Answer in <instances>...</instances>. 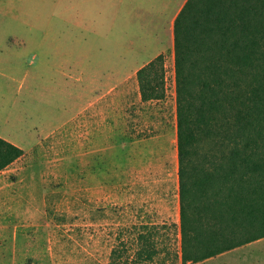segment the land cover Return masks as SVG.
Returning a JSON list of instances; mask_svg holds the SVG:
<instances>
[{
    "label": "rangeland",
    "instance_id": "obj_1",
    "mask_svg": "<svg viewBox=\"0 0 264 264\" xmlns=\"http://www.w3.org/2000/svg\"><path fill=\"white\" fill-rule=\"evenodd\" d=\"M163 1L0 0V135L24 151L0 172V264H180L173 47L164 99L136 77ZM189 264H264V238Z\"/></svg>",
    "mask_w": 264,
    "mask_h": 264
},
{
    "label": "trees",
    "instance_id": "obj_2",
    "mask_svg": "<svg viewBox=\"0 0 264 264\" xmlns=\"http://www.w3.org/2000/svg\"><path fill=\"white\" fill-rule=\"evenodd\" d=\"M165 60L137 70L141 101L164 99ZM173 61L177 258L189 264L264 238V0H186ZM23 154L0 137V172ZM143 236L137 254L148 256Z\"/></svg>",
    "mask_w": 264,
    "mask_h": 264
},
{
    "label": "crops",
    "instance_id": "obj_3",
    "mask_svg": "<svg viewBox=\"0 0 264 264\" xmlns=\"http://www.w3.org/2000/svg\"><path fill=\"white\" fill-rule=\"evenodd\" d=\"M186 0H174L173 1V7L170 8V0H164L161 4V7L159 9H156L158 11V16L159 15H165L164 17H166V27L165 25H161L160 23L158 25H160L163 29V32L157 33V31H153L152 27L149 25V33L147 35H142L141 33H139V52L142 54H145L144 56H139V68H141L143 65H145L147 62H149L150 60H152L153 58H155L156 56H158L159 54H163L165 55V51L169 48L173 47V23H174V19L177 15V13L179 12V10L181 9V7L183 6V4L185 3ZM177 3H179L177 5ZM148 9L143 8V7H139V13H141L142 11H147ZM2 74H4L3 72H1ZM141 98H140V94H139V102ZM144 103V102H142ZM161 137H163L164 135H160ZM0 137L9 140V137L6 136H2L0 135ZM158 136H152L150 137L148 140H150V142H152L154 139H157ZM163 171H164V167H161L159 169V177L154 175L155 177H153V179L155 178V183H159L161 186L164 185L165 183V179L163 176ZM178 179V178H177ZM158 223H152L153 225H157ZM152 228V227H150ZM142 233V232H141ZM146 233V232H145ZM153 234V233H152Z\"/></svg>",
    "mask_w": 264,
    "mask_h": 264
}]
</instances>
